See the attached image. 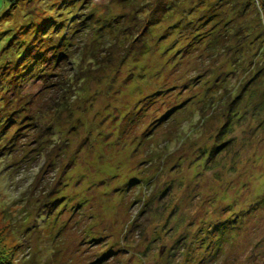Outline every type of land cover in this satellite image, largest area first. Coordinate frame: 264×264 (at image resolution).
<instances>
[{"label":"rangeland","instance_id":"obj_1","mask_svg":"<svg viewBox=\"0 0 264 264\" xmlns=\"http://www.w3.org/2000/svg\"><path fill=\"white\" fill-rule=\"evenodd\" d=\"M27 1L0 0V107L23 105L0 136L3 264H264V70L252 77L264 69L256 50L264 0H184L164 17L160 0L133 8L117 1L109 24L87 35L49 18L53 7L40 15L45 0ZM111 1L93 0L98 10ZM126 14L128 58L118 67L124 51L116 52V68L105 78L108 63L89 101L81 73L70 88L69 70L54 67L64 39H46L60 46L26 74L28 20L48 15L41 36L56 35L57 26L74 46L108 31L115 37L111 26ZM200 28L208 44L201 52L192 46ZM225 32L249 34L244 69H235V51L210 50ZM227 138L232 143L209 159Z\"/></svg>","mask_w":264,"mask_h":264},{"label":"trees","instance_id":"obj_2","mask_svg":"<svg viewBox=\"0 0 264 264\" xmlns=\"http://www.w3.org/2000/svg\"><path fill=\"white\" fill-rule=\"evenodd\" d=\"M7 1H11V2H15L16 0H7ZM48 0H45L42 2V4L40 5V7H45L46 9H42V13L40 15H44L49 11L50 7H53L55 9L54 14L51 13L49 16L45 15L41 19L39 20H35V17H33V19L28 20L26 22L27 27H28V23L31 21L33 24V29H34V38L32 39V41H30V51L28 53V55L24 56V60L26 61L24 67L27 68V73L29 74L31 72H33L31 75H33L35 73V69L36 67H40L41 69H43L45 66L42 64L40 65L41 61L45 60L46 55H47V51L52 50L53 48H57L58 46H60V43H55L51 46H49L48 43H45L46 39H50L51 41L54 40V38H58L59 39H64L66 41L63 42L62 48L60 49V53L59 55H57V58L55 59V65L54 67H61L64 68V72H68V80H69V84L68 87H70V83H75L77 81V77L80 75L81 73V88H79L81 94H82V98L85 101H89L92 98V93H91V89L93 87H95V85H93V83L95 84L96 82L98 83V85H100L102 82V80H104L105 78H107L109 76V73L112 72V70L114 68H116V65L118 63V67L120 65H122L126 59L128 58L127 56V52L130 49L129 47L131 46L129 44V40L132 36L131 33V29L132 27L130 25H126L127 23H131L132 19L127 18L128 15L126 14V20H125V16L123 15V23H120V20H118V22H114L112 24V30L113 32H116V36L113 38H109L108 35H111V32H107L105 33L106 35H101L100 38H94V36H92V40L88 42H81V44L79 45H72L73 43L71 42V40H67V38H64L63 36H61L60 38V32L58 31L57 26L55 27V30L57 31L56 35L55 34H48L49 32L47 31V35L45 36H41V34L46 31L45 29L41 30V27H43V23L45 22L47 16L50 18L51 16L53 17V19L57 20L60 24L62 25L63 22L66 21V23H75L74 25H76V27H74V33L77 32L78 30L83 32H86L85 34H90V28H93V25H99L101 23V28H105L109 22L111 21L110 18H112V14H109V10L108 7L112 2H117L119 1L121 4H123L122 6H129L131 5V3H133V5H131V7L133 8L134 5H139L141 7H145V4L148 3H153L154 0H112L111 2L108 3L107 6H104L102 8V10H98L101 7L97 8V6L95 5V3L93 2V0H58L60 1L61 4H56V2H58L57 0H54L53 5H50L48 3H46ZM159 1V0H158ZM184 0H160V3L158 5V7H156V11L157 14H161L163 15V17L165 16V14L168 12V14H170V11H175L176 12V8L179 7L180 5H182ZM30 2L27 1V3ZM141 2V3H140ZM187 2H190V0H187ZM81 3V5L79 6L78 9H75L77 7V4ZM164 3V4H163ZM184 3V4H186ZM264 4V3H263ZM247 8V7H245ZM246 13V10H243V12L240 10V15H243ZM239 15V16H240ZM160 16V15H159ZM133 17V16H132ZM114 19V18H113ZM106 21V23H103L102 21ZM117 20V19H116ZM80 25V27L78 28V26ZM153 25V24H150ZM150 25L148 24V26L150 27ZM99 27V28H100ZM243 28V32L245 33H249L251 29H247L245 27H241ZM201 29V28H200ZM199 29V30H200ZM232 29V28H231ZM41 30V31H40ZM40 31V33H39ZM93 31V30H92ZM126 31L129 33L127 34ZM202 29L200 30L199 33H195L194 34V40H196L193 43V49H198L197 51L201 52L200 47L206 46L207 41L205 40V36L202 35L203 32H201ZM55 35V36H54ZM81 36V34H79ZM235 34H233L234 36ZM249 34L243 36V37H237L234 36L232 39H237L235 42L234 40L231 39V34H229L228 32H225L224 34L222 33L221 36H226V39L224 37V39H222L220 37L219 41H214V43H211V47H213V49H210L214 52H217L218 49L221 48H226V50H229L230 52L235 51V59L232 61L233 64L235 65V69L238 68V66L241 68L239 69H244L242 67V64L246 62L247 58V54L246 50L248 49H252L251 44H247V36ZM39 36V37H38ZM80 38V37H79ZM135 41V39H133V42ZM47 42V41H46ZM47 44V45H46ZM109 44V46H108ZM134 44V43H131ZM72 45V46H71ZM208 45V44H207ZM213 45V46H212ZM74 47V48H72ZM77 49V51L80 53V56H78V62L75 61V55L74 52ZM118 50H123L124 52L121 54V59L117 60V63L114 64L115 62V58L113 57L116 52ZM256 50L259 51L260 53L257 54V56H262L264 58V42L258 43V45L256 46ZM248 51V50H247ZM46 52V53H44ZM127 56V57H126ZM241 56V57H239ZM117 57V56H116ZM244 57H246L247 59H244ZM114 58V59H113ZM63 61V62H61ZM231 62V61H230ZM109 63V66H108ZM109 69V72L107 73L106 77L104 78V76H102L100 78L101 72L104 71L105 68ZM252 67V66H251ZM10 69V64L7 67V70ZM250 69V68H249ZM251 70V69H250ZM263 70H257L255 73V75H252V77L257 76L256 74L258 72L263 73ZM19 72V71H17ZM251 72V71H250ZM76 74L78 75L76 77ZM41 76H45L46 77V72H44ZM53 76V72H51V75L49 77ZM22 78H25V74L24 76H20L19 79L21 80ZM258 78V77H256ZM12 93L15 94L16 97V101L19 102L21 101V97H18V95L20 93H18L19 88L21 87L20 84L18 85L17 83V78H13L12 80ZM35 81V80H32ZM61 80L58 81V83ZM106 82H109V78L107 79ZM249 82V81H248ZM247 82V83H248ZM42 84V83H41ZM45 84V83H44ZM109 84V83H108ZM249 84V83H248ZM247 84V85H248ZM92 85V86H91ZM246 85V86H247ZM56 86L55 84H51L50 87H54ZM47 87L46 85L44 86V88ZM49 87V86H48ZM49 87V88H50ZM67 87H65L66 89ZM71 88V87H70ZM100 88V87H99ZM64 88L62 90H65ZM109 89V87H108ZM109 93V90H108ZM100 95V94H98ZM8 96V94H7ZM7 96L5 98H7ZM77 97H79V95H77ZM94 97L97 98L98 96H96V94L94 93ZM241 99V95H237L236 97L233 98L232 100V104H237L238 102H240ZM69 99H66V106L69 105ZM9 102V101H8ZM6 101V104H4L3 106L0 107V136H4L5 135V129L7 128V126H9L11 123L15 122L16 120L14 119V116L16 113L19 112V110H21V105L19 104H15L14 107L13 104L10 102L8 103ZM64 105V106H65ZM11 106V107H10ZM7 110V111H11L9 112V114L7 116L3 117V111ZM227 112L231 114L232 111V107L230 108H226ZM231 121V117H229L228 120H225V123L222 127V129H220V133L218 136L217 141H220L224 135V133H226V131L228 130L229 126H230V122ZM229 136V135H228ZM88 139H92L90 136H88ZM228 140L226 141H222V143L220 145H217V147L214 150H211L210 153H208L209 155V159L215 157L216 155L219 154V152H221L223 149L227 148L229 143H232V140H229V138H227ZM237 141V140H236ZM66 143V142H65ZM67 147H68V151L69 149H71V143H66ZM137 146V145H136ZM2 148V147H1ZM67 151V152H68ZM45 152H47V150H45ZM207 155V154H206ZM51 203V201H49ZM53 205V204H52ZM51 205V206H52ZM54 206V205H53ZM4 253L0 250V264L4 263V257H3Z\"/></svg>","mask_w":264,"mask_h":264}]
</instances>
